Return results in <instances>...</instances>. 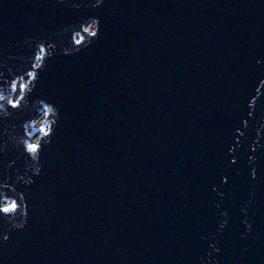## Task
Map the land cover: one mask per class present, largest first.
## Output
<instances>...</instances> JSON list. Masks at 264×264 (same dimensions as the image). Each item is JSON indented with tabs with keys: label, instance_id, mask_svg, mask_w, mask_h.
I'll return each instance as SVG.
<instances>
[{
	"label": "water",
	"instance_id": "1",
	"mask_svg": "<svg viewBox=\"0 0 264 264\" xmlns=\"http://www.w3.org/2000/svg\"><path fill=\"white\" fill-rule=\"evenodd\" d=\"M94 2L0 0V63L12 69L11 76L0 69V86L36 77L21 107L0 119V135L14 129L42 148L30 186L14 181L30 162L23 148L0 154V203H19L23 193L28 204L26 228L0 247V259L199 264L215 243L222 264H264V131L256 135L264 94L248 108L264 79V0ZM93 18L97 37L82 46L95 30L83 26L81 49L64 55L73 33L63 30ZM29 39L55 42L57 51L41 53ZM49 103L60 114L54 129Z\"/></svg>",
	"mask_w": 264,
	"mask_h": 264
},
{
	"label": "clouds",
	"instance_id": "2",
	"mask_svg": "<svg viewBox=\"0 0 264 264\" xmlns=\"http://www.w3.org/2000/svg\"><path fill=\"white\" fill-rule=\"evenodd\" d=\"M60 2H64V0H60ZM105 3V0H95V2L91 5L93 8H99ZM95 30L91 32V34L87 38V42L83 43L82 46H87L92 42V39L97 37L99 31H100V21L98 18H93L91 19L86 25L85 24H80L78 26H73L71 29H64V32L72 31L73 35L71 37L70 41V46L65 48L63 45H61V51L63 52L64 55H71L74 54V52H77L81 49V40L76 39L77 37L80 36L82 27L83 26H93ZM79 28V31L76 30V28ZM56 35H60V33H56ZM81 39H83L81 37ZM29 46H35L39 50V52L43 53L45 51V48H47L50 52L51 55H54L57 51V45L55 42H52L50 40H33L29 39L27 41ZM39 55H36V59L38 60ZM20 59H24L21 57ZM29 59L28 61H30ZM256 63L259 65L261 63L260 60H257ZM0 69H5L8 73L9 76L12 75V69L7 66L6 63H0ZM3 71H0V76L3 75ZM30 77L33 76L32 73H28ZM34 83V77L32 80H29L27 83L23 82V80H17V79H11L10 81L7 82L6 87L0 86V119H9L12 116V110L14 109H19L21 107V101L24 99L25 93L28 89L29 84ZM17 89L19 90L20 95L16 96ZM262 90H264V79L259 80V84L255 89L256 95L251 99V101L248 103V108L249 109H254L255 105L257 103V99L260 98V96L264 93H262ZM51 106L53 113L55 115V120L53 121L54 127L57 125L60 114L58 109L55 107L54 104L49 103ZM30 108L31 113L29 115V118L35 117L36 112H35V106H29L26 105L24 109ZM252 112L250 111L248 113V116H252ZM51 118V117H50ZM243 127L246 129L248 127V121L244 120L243 121ZM53 129L51 132L46 133L47 136L52 135ZM44 129L41 128V132H43ZM264 131V122H261L260 128L257 129L256 135L259 138L261 135V132ZM14 133V129L12 132L7 131L4 135H0V139H3L4 137H7V140H5L3 143H0V154H3L6 149L9 148L11 145V148L14 150H17L18 148H23L25 154L30 157V162L26 161L25 162V171L23 175L16 174L14 181L17 183H23L24 185H32L34 183V180L32 177H38L41 174V166H40V160L38 159L37 152L34 150L35 146H38L41 142L39 140H36L35 142H25L26 141V136L25 137H17ZM235 135L237 137H243L244 132L241 131L239 128L235 130ZM240 140H236V144L234 147H230L228 149V155L233 157L231 160V164H236L237 160L235 158V152L237 149L240 147ZM260 145L258 143H253L252 145V152H256L257 148ZM249 164L253 165L255 164V157L254 156H249ZM13 164H15V161H13L12 164L8 165V167H12ZM251 178L252 180L257 179V170L255 167H252L251 171ZM228 177L224 176L221 178V184H228ZM214 192H217V195L221 196L223 198V193H220L215 187L212 189ZM18 201L13 200L10 203H0V223L7 224L8 227L4 231H0V247H3L4 245H7L9 243L11 234L15 231H21L24 230L27 226V221H28V204L26 202V196L25 194H20L18 196ZM251 203V200H249V204ZM22 205V207H21ZM216 208H220L219 204L215 205ZM242 213L247 217L248 213L246 209L241 210ZM222 216L225 218L220 222L219 228L221 231L224 230V228L228 225V213L223 212L221 213ZM244 226H245V236L251 233L252 230V223L249 222L248 219H245L243 221ZM201 239H205L204 237H201ZM211 239H215V237H212ZM208 247L212 250L211 252H207L204 257L199 258V264H222L220 260H217L216 257L213 255V253L219 254L220 253V248L217 247L215 243H209ZM244 251H248V249H244ZM0 264H4V260L0 259Z\"/></svg>",
	"mask_w": 264,
	"mask_h": 264
},
{
	"label": "snow or ice",
	"instance_id": "3",
	"mask_svg": "<svg viewBox=\"0 0 264 264\" xmlns=\"http://www.w3.org/2000/svg\"><path fill=\"white\" fill-rule=\"evenodd\" d=\"M40 59H42V57H38V60H40ZM33 77H34V79H36L34 74H33ZM34 150L38 153V152L42 151V148L40 145H38V146L34 147Z\"/></svg>",
	"mask_w": 264,
	"mask_h": 264
},
{
	"label": "rangeland",
	"instance_id": "4",
	"mask_svg": "<svg viewBox=\"0 0 264 264\" xmlns=\"http://www.w3.org/2000/svg\"><path fill=\"white\" fill-rule=\"evenodd\" d=\"M23 81H25V80H23ZM19 92V90H17V93Z\"/></svg>",
	"mask_w": 264,
	"mask_h": 264
},
{
	"label": "bare ground",
	"instance_id": "5",
	"mask_svg": "<svg viewBox=\"0 0 264 264\" xmlns=\"http://www.w3.org/2000/svg\"><path fill=\"white\" fill-rule=\"evenodd\" d=\"M18 90V89H17Z\"/></svg>",
	"mask_w": 264,
	"mask_h": 264
}]
</instances>
